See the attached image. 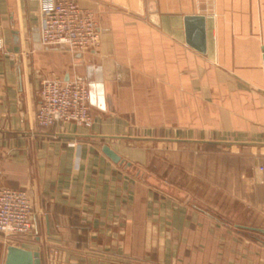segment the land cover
<instances>
[{"label":"crops","instance_id":"1","mask_svg":"<svg viewBox=\"0 0 264 264\" xmlns=\"http://www.w3.org/2000/svg\"><path fill=\"white\" fill-rule=\"evenodd\" d=\"M75 1L95 13L92 51L42 45L39 1L0 0V186L34 201L18 246L43 264H264V233L247 228L264 229V0ZM186 15L205 18L204 52ZM53 77L87 84L90 127L36 124ZM153 144L232 152L211 166L217 199L182 196L156 163L150 180Z\"/></svg>","mask_w":264,"mask_h":264},{"label":"built area","instance_id":"2","mask_svg":"<svg viewBox=\"0 0 264 264\" xmlns=\"http://www.w3.org/2000/svg\"><path fill=\"white\" fill-rule=\"evenodd\" d=\"M39 38L44 46L71 52H88L99 46L100 29L95 13L75 0H38ZM0 31V51L4 49ZM264 52V50H263ZM35 121L39 127H63L67 123L90 127V91L80 78H45L38 88ZM263 172L264 166L257 167ZM34 201L23 188L0 186V234L8 244L19 245L31 235ZM56 254L57 250H50Z\"/></svg>","mask_w":264,"mask_h":264},{"label":"rangeland","instance_id":"3","mask_svg":"<svg viewBox=\"0 0 264 264\" xmlns=\"http://www.w3.org/2000/svg\"><path fill=\"white\" fill-rule=\"evenodd\" d=\"M153 150H161L162 158L161 164L156 158L151 157V160L145 168V175L150 178V180H159L155 177V163L161 167V177L162 180L172 181L179 188V192L182 196L190 197L194 200H199L202 203L203 197L207 193L210 199H217V190L208 185V182L216 178L218 173H215L211 166L218 164L220 160L226 159L225 163L233 164L234 157L232 152L224 150L222 148L215 147L210 151V153L205 152L201 145L191 146L187 144H153ZM225 152V153H224ZM222 155V157L219 156ZM224 156V157H223ZM238 163H245L246 159L238 158L236 159ZM209 168L210 174L207 171L203 172L205 169ZM211 199V200H212ZM212 207V206H210ZM4 239V238H3ZM4 244L0 242V264H3L4 260Z\"/></svg>","mask_w":264,"mask_h":264},{"label":"water","instance_id":"4","mask_svg":"<svg viewBox=\"0 0 264 264\" xmlns=\"http://www.w3.org/2000/svg\"><path fill=\"white\" fill-rule=\"evenodd\" d=\"M204 16L186 15L184 17L186 42L199 52L205 51ZM15 51H19L17 31L13 30ZM102 151L113 161L122 162L121 157L109 146L104 145ZM129 164V163H128ZM239 227H245L235 224ZM264 233V229L258 227H247ZM4 264H43L41 254L38 250H32L18 245L9 244L6 247Z\"/></svg>","mask_w":264,"mask_h":264}]
</instances>
